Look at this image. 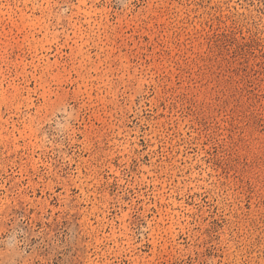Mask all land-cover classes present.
I'll use <instances>...</instances> for the list:
<instances>
[{
	"label": "rangeland",
	"instance_id": "1",
	"mask_svg": "<svg viewBox=\"0 0 264 264\" xmlns=\"http://www.w3.org/2000/svg\"><path fill=\"white\" fill-rule=\"evenodd\" d=\"M0 264H264V0H0Z\"/></svg>",
	"mask_w": 264,
	"mask_h": 264
}]
</instances>
